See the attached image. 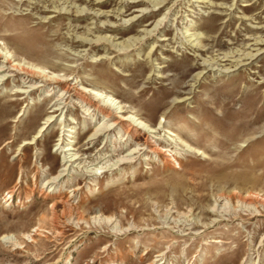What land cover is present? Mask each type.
Segmentation results:
<instances>
[{
    "label": "rangeland",
    "instance_id": "374dc122",
    "mask_svg": "<svg viewBox=\"0 0 264 264\" xmlns=\"http://www.w3.org/2000/svg\"><path fill=\"white\" fill-rule=\"evenodd\" d=\"M0 47V264H264V0H0Z\"/></svg>",
    "mask_w": 264,
    "mask_h": 264
},
{
    "label": "bare ground",
    "instance_id": "6f19581e",
    "mask_svg": "<svg viewBox=\"0 0 264 264\" xmlns=\"http://www.w3.org/2000/svg\"><path fill=\"white\" fill-rule=\"evenodd\" d=\"M13 58L14 57L6 54L3 51V49H1L0 47V81L5 76H7V73H11L12 75L16 73V74L29 75V76H34L37 73L41 74L40 71L27 66L23 62H17L16 59ZM239 62L240 61H238V63ZM69 88L70 87H68L67 85L65 88L66 91H68ZM76 94L81 102L83 113L88 116L93 115V118L97 119L95 123L96 128L93 133L94 136L102 133L105 134L113 130H119V132H124V134H127L135 139L145 136L144 137L145 140L142 143L143 147L142 148L138 146L135 147L132 150V152L128 154V156L131 157L133 154H136V152L138 153L141 150H145L150 153H155L167 157L166 154L167 149L161 147L159 145V142L155 141L148 134L150 131H147L144 128L142 122H139L138 118H136L135 116L130 114L129 111L121 107L116 101V98L112 97L109 94H105L104 91L98 89H91L85 86L81 87L76 92ZM42 130L43 127L36 135L37 137L40 136V132ZM68 150H73L72 146L70 147L69 145L67 147V151ZM123 158L126 159L127 157L123 156ZM242 203L246 204L247 206H254V205L264 206V196H260L259 194H249L247 196H244ZM58 221H59L58 215L54 214L53 222L55 224H58ZM6 237L9 238V236Z\"/></svg>",
    "mask_w": 264,
    "mask_h": 264
}]
</instances>
